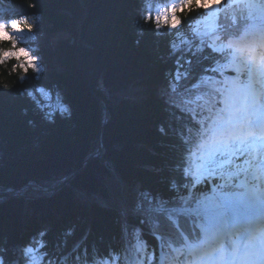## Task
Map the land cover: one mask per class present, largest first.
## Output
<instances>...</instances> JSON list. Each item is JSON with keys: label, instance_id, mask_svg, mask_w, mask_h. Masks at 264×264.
I'll return each instance as SVG.
<instances>
[{"label": "trees", "instance_id": "1", "mask_svg": "<svg viewBox=\"0 0 264 264\" xmlns=\"http://www.w3.org/2000/svg\"><path fill=\"white\" fill-rule=\"evenodd\" d=\"M136 1L32 0L34 6L27 0L1 1L4 11L43 14L56 35L54 61L59 65H50L39 77L30 71L11 90L0 88L1 186L28 180L56 185L73 176L61 194L83 203L86 194L107 198L109 188L118 185L116 176L129 197L134 188L152 200L187 196L185 143L177 132L180 122L169 118L165 94L173 69L164 63L177 30L188 31L201 11L183 23L178 17L173 33L169 28L157 31L134 16ZM210 57L206 52L191 58L184 71L191 78L210 71ZM58 82L67 91L64 101L70 111L49 118L29 92ZM100 144L101 157L92 158ZM97 208L89 216L98 235H114L117 227L108 219L116 213Z\"/></svg>", "mask_w": 264, "mask_h": 264}, {"label": "clouds", "instance_id": "2", "mask_svg": "<svg viewBox=\"0 0 264 264\" xmlns=\"http://www.w3.org/2000/svg\"><path fill=\"white\" fill-rule=\"evenodd\" d=\"M27 2L32 5V0H27ZM219 2L223 3V0H219ZM215 3L216 0H167V3L161 7L165 11V15L169 17L176 15L181 18L180 23H183V18L187 15L194 11L207 12ZM144 23L152 24L157 31L170 27V24L163 18L158 23L154 17L151 20L145 19ZM0 24L4 25V27H0V88L11 90L17 81L23 82L30 71L33 73L41 71L38 64L33 63L37 58L24 47V33L33 32L35 25L31 22L30 17L20 19L15 26L11 21L0 20ZM29 57L32 58L31 61ZM29 64L31 67H26Z\"/></svg>", "mask_w": 264, "mask_h": 264}, {"label": "rangeland", "instance_id": "3", "mask_svg": "<svg viewBox=\"0 0 264 264\" xmlns=\"http://www.w3.org/2000/svg\"><path fill=\"white\" fill-rule=\"evenodd\" d=\"M237 1L241 2L243 5H246V7L250 9V11H252L256 7L254 0H237ZM218 11H219V0H216L215 5L209 11H207L209 13L208 16H210V19H209L210 24L206 23L205 19L199 20L194 26L195 32H199L202 35H204L205 37H209L211 34H217V24H216L215 19H216ZM256 11H258V10H256ZM37 21H40V22L37 23ZM37 21H35L37 24L36 23L34 24L35 30L33 32L24 34L25 39L32 41L35 37L42 38L48 44L49 43V35L46 32V28H47L46 24H44V22L42 23L41 20H37ZM206 27H208V28L206 29ZM45 39H47V40H45ZM212 39L213 40H211V43L215 44L216 41L214 40V38H212ZM228 44H229V42H227L225 44V47L230 49L229 51L231 52V57L233 58L234 63L236 64V66H239L240 64L238 61V53L235 52L231 46H228ZM256 77L260 79V76H256ZM230 81H231V79H230ZM263 83H264V81H263ZM228 91L230 93V96L232 95L233 98H237L238 92L244 93L245 97H246V93H248L250 96H252L253 98H256V99L258 98V96H261L262 98L260 100V104H264V86L259 88V89L257 88L255 91L245 92V90L243 88H240L238 86V84H236L232 81L230 83V87H229ZM211 152H214V151H211ZM205 154H207V153H205ZM252 192H255V190H253ZM223 197L224 196L218 192L213 193V194L209 193L206 196H204L201 199L202 201L200 200L201 202H199V203H202V202L205 203L206 202L205 200L210 199V198H216V199L221 200ZM261 198H264V196H261ZM212 208H213L212 206L203 207V209L197 211V214L199 216L203 217V216H206L203 213H209V215H207V216H212V214L215 213L212 211ZM7 219H9V218H7ZM7 222H8L7 226H5V224L4 225L1 224V222H0V224L3 225L0 228L6 229L10 225H12L8 220H7ZM45 223H49V222H45Z\"/></svg>", "mask_w": 264, "mask_h": 264}, {"label": "bare ground", "instance_id": "4", "mask_svg": "<svg viewBox=\"0 0 264 264\" xmlns=\"http://www.w3.org/2000/svg\"><path fill=\"white\" fill-rule=\"evenodd\" d=\"M255 1V4L257 5V7L259 8V10H263L264 9V0H261L262 2H260L259 0H254ZM137 3L136 4H134V6L136 7V10L134 11V12H136L137 11V9H139V6H138V4H139V2H143V0H137L136 1ZM224 3V2H223ZM221 3L219 2V5H220ZM126 9H127V12H128V14H131V9L127 6L126 7ZM207 21V23L209 22V20H206ZM215 40H220V41H222V35H216L215 36ZM233 44V41H231L230 43H229V45L231 46ZM100 102V101H99ZM210 203H212V202H210ZM209 204V203H208ZM208 206V205H207ZM246 214H248V213H245V215ZM223 238H225V235H223ZM192 246V245H191ZM208 260H210V258H208Z\"/></svg>", "mask_w": 264, "mask_h": 264}]
</instances>
